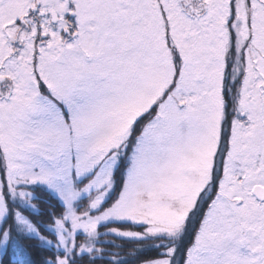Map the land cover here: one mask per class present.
I'll list each match as a JSON object with an SVG mask.
<instances>
[{
  "label": "snow or ice",
  "instance_id": "6c2138e0",
  "mask_svg": "<svg viewBox=\"0 0 264 264\" xmlns=\"http://www.w3.org/2000/svg\"><path fill=\"white\" fill-rule=\"evenodd\" d=\"M0 264H264V0H0Z\"/></svg>",
  "mask_w": 264,
  "mask_h": 264
}]
</instances>
